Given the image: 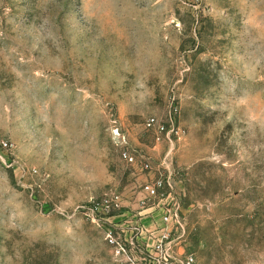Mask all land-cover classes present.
<instances>
[{
	"label": "rangeland",
	"instance_id": "1",
	"mask_svg": "<svg viewBox=\"0 0 264 264\" xmlns=\"http://www.w3.org/2000/svg\"><path fill=\"white\" fill-rule=\"evenodd\" d=\"M162 161L178 195L147 200ZM161 237L264 264V0H0V264H157Z\"/></svg>",
	"mask_w": 264,
	"mask_h": 264
},
{
	"label": "built area",
	"instance_id": "2",
	"mask_svg": "<svg viewBox=\"0 0 264 264\" xmlns=\"http://www.w3.org/2000/svg\"><path fill=\"white\" fill-rule=\"evenodd\" d=\"M179 114V105L177 102L176 95L174 91L172 92L169 100V113L166 121H162L156 116H150L145 120V128L151 130L154 139L156 142H160L163 139H170L171 134L180 135V129L176 126V118ZM177 127V128H176ZM119 143L123 146L120 151V156L128 164H138L142 171H146L151 174L153 167L148 156L143 152L137 151L134 148L128 146L127 135L122 133H116ZM2 144H5L2 142ZM163 171L160 168H157L156 174H153L151 178L147 179L143 186L144 197L148 199L153 198H172L177 194L176 185H177V175L180 173L178 171H173L167 165V162L162 161L160 163ZM178 195V194H177ZM119 208V196L115 195L109 204L108 209ZM164 212V209H161ZM165 220H170L175 217V220L178 219V208L177 209H167ZM176 226V225H175ZM140 228V226H137ZM177 227V226H176ZM150 239V238H149ZM148 248H151V253L149 254V259L153 254V258L157 259V264H194V258L192 255L186 256L184 259H175L168 254V248L165 245L164 237H161L159 240L156 239L153 243L150 240H147ZM146 248V250H148ZM126 256L127 264H138V261L133 254L132 250H122ZM159 254V255H158ZM150 262V260H149Z\"/></svg>",
	"mask_w": 264,
	"mask_h": 264
}]
</instances>
